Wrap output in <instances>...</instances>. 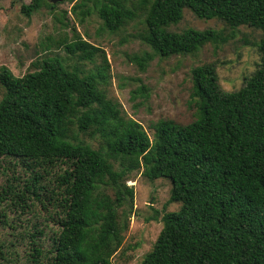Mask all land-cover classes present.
<instances>
[{"label": "trees", "instance_id": "16d2710c", "mask_svg": "<svg viewBox=\"0 0 264 264\" xmlns=\"http://www.w3.org/2000/svg\"><path fill=\"white\" fill-rule=\"evenodd\" d=\"M35 1L28 14L40 2L54 9ZM185 9L232 31L247 26L264 34V0H79L72 6L82 18L95 11L110 34L142 16L139 38L163 59L226 41L210 29L169 32ZM56 47L64 59L47 54L21 77L0 68V159L65 166L49 190L57 226L52 244L43 254L33 242L38 264H113L133 213L134 189L126 182L139 172L148 181L167 179L169 202L180 206L161 217L140 264H264V37L258 69L238 91L220 89L214 64L192 68L194 120H159L150 125L152 139L108 95L102 48L79 36ZM71 59L92 69L69 65ZM152 59L133 58L142 72ZM34 173L39 183L43 178Z\"/></svg>", "mask_w": 264, "mask_h": 264}, {"label": "rangeland", "instance_id": "374dc122", "mask_svg": "<svg viewBox=\"0 0 264 264\" xmlns=\"http://www.w3.org/2000/svg\"><path fill=\"white\" fill-rule=\"evenodd\" d=\"M75 2L78 4L79 0H63L52 10L40 2L39 8L28 14L26 8L33 7L35 0H0V68L21 77L33 71L31 64L47 54L64 59L65 54L56 43L79 36L92 46L102 48L108 63V95L128 117L141 124L150 139V125L159 120H171L179 125L194 120L190 101L192 68L214 64L220 89L230 93L241 89L245 79L260 64L257 44L264 34L259 30L240 26L232 31L215 19H197L185 9L182 20L171 26L169 32L210 29L221 31L226 41L219 45L207 44L193 56L163 59L139 38L142 16L110 34L102 29L95 11L83 18L78 10L73 13ZM145 54L153 59L142 72L133 58ZM67 63L92 69L90 64H78L73 59ZM140 86L145 90L139 92ZM1 94L0 87V98ZM64 169L62 165L59 169L27 167L14 160L0 159V264H38L41 258L33 257V242L36 246L42 245L43 254L49 250L57 232L56 218H51L49 213L55 197L49 190ZM32 170L41 174L43 179L39 183H34ZM126 185L134 189L133 213L112 263L140 264L162 228L161 217L178 211L180 206L169 202L171 185L167 179L148 181L139 172ZM152 216L157 219L147 220ZM37 229L43 232L41 237L34 233Z\"/></svg>", "mask_w": 264, "mask_h": 264}, {"label": "water", "instance_id": "95a60500", "mask_svg": "<svg viewBox=\"0 0 264 264\" xmlns=\"http://www.w3.org/2000/svg\"><path fill=\"white\" fill-rule=\"evenodd\" d=\"M49 4L55 5L56 3L62 2L63 0H45Z\"/></svg>", "mask_w": 264, "mask_h": 264}]
</instances>
